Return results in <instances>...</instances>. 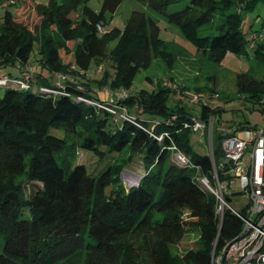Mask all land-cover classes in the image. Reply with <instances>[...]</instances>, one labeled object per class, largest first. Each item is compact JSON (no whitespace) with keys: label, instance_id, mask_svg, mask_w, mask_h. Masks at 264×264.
<instances>
[{"label":"trees","instance_id":"16d2710c","mask_svg":"<svg viewBox=\"0 0 264 264\" xmlns=\"http://www.w3.org/2000/svg\"><path fill=\"white\" fill-rule=\"evenodd\" d=\"M117 1L102 0L98 11L82 1L77 20L69 13L80 0H19L14 11L5 8L0 16V66L24 67L35 38L39 53V68L33 71L28 85L0 84V264H77L80 256L83 264H210L211 253L217 254L241 229V221L226 206L217 212L219 201L199 182L204 175L213 185L211 162L191 143L192 133H198L206 143L211 125L214 163L223 164L222 169L216 166L218 179L232 177L221 172L229 164L221 159L219 107L210 106L205 97L204 102L197 101L196 115L204 122L198 132L182 125L191 114L181 104L182 99L167 105L169 89L163 82L150 91L140 88L116 99L141 109L145 116L133 118L144 128L156 135L168 133L157 141L133 122L117 124L108 111L77 99L78 95L95 97L91 90L66 79L57 86L41 73V68L62 74L84 73L91 60L100 64L106 59L112 62L114 76L108 80L102 70L101 77L91 81L97 87L114 89L127 87L137 68L148 64L151 55L170 67V54L157 37V25L141 11L131 10L117 32L97 31L95 25L102 22L104 10ZM178 1L147 0L151 8L185 31L198 29L235 1L240 7L264 3L186 0L182 7L166 10L168 4ZM239 17L237 12L228 14L224 25L216 27L212 35L196 34V49L213 61H219L226 51H245L251 37L238 27ZM111 40L114 42L109 46ZM250 48L260 56L259 41ZM27 71L0 76L23 77ZM36 82L62 88L65 93L46 95ZM235 83L246 100L263 102L264 78L241 71L236 73ZM245 126L238 123L232 130ZM51 128H59L61 135ZM170 138L197 168L171 161L165 148ZM125 147L131 149L129 162L135 154L141 156L142 174L135 184L114 185L106 196L99 197L117 180L125 164L107 163L96 172H88L76 162L77 149L92 151L101 158ZM27 181L39 184L28 197L23 190ZM231 195L234 193H222L229 206ZM181 207L188 210L184 217L177 214ZM187 232L197 235L194 248L180 256L171 254L170 247Z\"/></svg>","mask_w":264,"mask_h":264},{"label":"rangeland","instance_id":"374dc122","mask_svg":"<svg viewBox=\"0 0 264 264\" xmlns=\"http://www.w3.org/2000/svg\"><path fill=\"white\" fill-rule=\"evenodd\" d=\"M19 0H15L13 3H7L6 0H0V16L5 8L14 11L16 4ZM47 0H32V2L45 3ZM84 1L94 11L100 9L102 0H80L75 10L69 13V16L73 19H79L81 15V8ZM6 2V3H5ZM186 0L173 2L167 5L166 10H174L182 7ZM131 10H138L144 13L149 19L157 25V37L163 41L166 47V51L170 56L168 61H171L170 67H166L163 61L157 56H152L146 65H140L135 72L131 83L127 87L122 85L116 86L114 89H109L106 85L97 87L91 81L93 78L101 77L102 70L108 74V80L114 76V68H112V62L110 60H103L100 64H97L94 60H91L89 66L84 73L77 71L75 74H63L60 72L48 71L43 68V75H45L51 83H55L57 76H60V80L64 79L73 81L83 90L89 89L92 91L95 97L83 95V97L92 100L87 102L94 109L99 108L94 102L106 101L110 102L115 99L116 93L124 92L127 94H133L140 88H144L148 91L156 87L157 83L163 82L169 89V95L166 103L168 106L180 101L191 114L198 112L199 103L191 100V95L196 94L199 98L205 97L208 104L212 107L217 106L220 108V121L219 127L233 129L238 123H243L245 127H263L264 126V98L262 103H251L246 100L244 93L238 91L236 88L235 77L238 72H248L256 78H264V3L261 1L255 2L251 7H240V2L235 1L233 4L226 6L220 13L214 14L210 21L200 26L198 29L192 31L183 30L178 24L167 20L164 13L151 8L147 0H118L112 8H106L104 10V16L102 22H98L100 28H104L105 31L117 32L121 29L130 14ZM239 13L238 27L242 30H247V35H250V30H259L260 39V56L254 54V48L246 47L245 51L235 53L226 51L219 61H213L203 54L200 50L196 49L194 39L196 34H208L215 33V28L224 25L225 17L231 13ZM100 33V32H99ZM114 40L109 42V46L113 44ZM257 40H254V43ZM38 40L33 39L32 49L29 54V59L24 67L27 68L26 74L27 82L31 78L33 69L39 68L38 63ZM18 66V65H17ZM72 67V66H71ZM74 68V67H72ZM19 69L13 64L1 65L0 73L10 72L12 75H19ZM31 70V72H30ZM30 72V73H29ZM60 74V75H59ZM80 74H83L81 76ZM53 76V77H52ZM55 76V77H54ZM86 82V83H85ZM60 83V82H59ZM170 83V85H168ZM37 86H45L42 83L36 82ZM212 87L213 91H209V87ZM197 87L200 90H195ZM109 91L108 97H100L96 91L99 90ZM3 87L0 86V94ZM57 89H52L51 92L46 91L48 94H57ZM202 102V100H199ZM85 102V101H84ZM86 103V102H85ZM126 113L132 116H141L140 108L136 106H128L121 104ZM190 114V115H191ZM173 117L175 114H171ZM123 121H129L127 119H117L116 123ZM132 120V119H131ZM150 123H153L151 118H148ZM131 122V121H129ZM240 128H237V130ZM51 131L55 134L61 135L59 128H51ZM191 143L194 150L200 154L207 153V145L202 141L201 136L198 133L191 134ZM132 155L131 149L125 147L118 153H109L99 158L92 151L78 148L76 151V162L82 163L88 172H96L105 164L112 165L125 164L124 168L116 175L117 180L110 183L99 194V197H104L108 194L110 189L115 185L122 184L124 187L128 186L133 181L139 179V176L143 172V163L141 156L135 154L130 160ZM221 159H223L221 157ZM243 162H247L246 157H243ZM238 170H236L237 172ZM230 179L233 182L230 185L231 195L230 205L236 209H240L246 203V195L241 192L240 185L236 179V173L231 174ZM224 185H227V180L223 181ZM39 185L37 182L27 181L23 185L24 195L28 197L35 190V187ZM177 214L184 217L188 214V210L184 207L177 208ZM234 237V236H233ZM232 237V238H233ZM231 239V238H230ZM229 240V239H228ZM197 235L192 232L184 233L177 243L170 247L171 254L180 256L186 250L194 248L197 243ZM2 244V238L0 237V248ZM82 256L77 259V264H83ZM264 264V263H261Z\"/></svg>","mask_w":264,"mask_h":264},{"label":"built area","instance_id":"2783aa9c","mask_svg":"<svg viewBox=\"0 0 264 264\" xmlns=\"http://www.w3.org/2000/svg\"><path fill=\"white\" fill-rule=\"evenodd\" d=\"M6 2L13 3L15 0H6ZM95 26L98 32L102 33L105 31L104 28L99 27L98 23H96ZM262 27L264 28V24H262ZM260 36L259 30L251 32V40L248 46L251 47L254 44V40L258 41ZM28 75L29 74H25L23 77L1 75L0 84L10 82L17 87H24L29 83L26 80ZM54 84L61 86L59 81ZM168 85H170V83H168ZM37 87L40 91L45 93L46 91L51 92L52 89H57L58 93H65L62 88L58 87ZM125 96L126 94L122 91L116 93L113 101H95L94 103L98 105L99 108L108 111L112 115V120L127 119L146 130L150 135L155 137L157 141H159L162 135L169 136L166 131L156 135L151 129H146L134 121L133 116L126 113L124 107L115 101ZM190 98L193 101L199 99L204 102V99L199 98L196 94H192ZM77 99L83 100L86 103L92 101L83 97V95H78ZM171 117L173 116L171 115ZM182 125L190 127L194 131L201 132L204 127V122L198 118L196 114H191L186 120H183ZM218 129L222 133L220 138L222 160L229 164V168L221 172L237 174L236 179L240 185L241 192L246 195V203L240 209H236L227 205L222 199V193H232L230 185L233 180L229 178L227 180V185H224L223 181H219L218 179L216 166L222 169L223 164L222 162H218L216 165L214 163L212 131L211 125H209L206 135V155L211 162L213 185L209 183L208 178L204 175L200 176L198 180L201 185L210 191L219 201V206L217 207L218 213L221 212V207L224 205L241 221L240 231L233 238L225 241L217 254L213 255V253H211L210 264H261L264 263V252L261 251L264 243V126L254 128L242 127L238 130L223 127H219ZM165 148L169 151L170 159L174 164L197 168V166H194L190 162L171 138ZM243 157H246L247 162L242 161ZM236 170L238 171L236 172ZM136 182L137 179L133 181V184ZM129 185H131V183Z\"/></svg>","mask_w":264,"mask_h":264},{"label":"crops","instance_id":"0c3cea01","mask_svg":"<svg viewBox=\"0 0 264 264\" xmlns=\"http://www.w3.org/2000/svg\"><path fill=\"white\" fill-rule=\"evenodd\" d=\"M14 65H15L17 68L19 67V68H18L19 70L27 71V70H26L27 68H25V67L17 66V64H14ZM36 69H37V65H36V68L33 69V71H35ZM19 70H18V71H19ZM41 71L43 72V68H41ZM2 73H3V72H2ZM0 74H1V73H0ZM19 75H20V74H19ZM52 77H53V76H52ZM54 77H55V76H54ZM56 77H57V78H56L57 80H56L55 82H58V81H59V82H62V81L60 80V76H57V74H56ZM96 93H97V95L100 96V97H101V96H102V97H108V96H109V91H106V90L104 91V90H101V89H100L99 91H96Z\"/></svg>","mask_w":264,"mask_h":264}]
</instances>
